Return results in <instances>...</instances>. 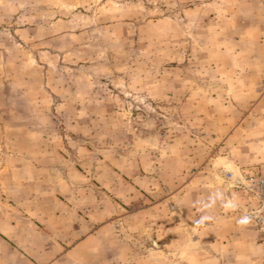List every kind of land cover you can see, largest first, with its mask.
Wrapping results in <instances>:
<instances>
[{
    "label": "rangeland",
    "instance_id": "1",
    "mask_svg": "<svg viewBox=\"0 0 264 264\" xmlns=\"http://www.w3.org/2000/svg\"><path fill=\"white\" fill-rule=\"evenodd\" d=\"M46 176L48 264H264V0H0V191Z\"/></svg>",
    "mask_w": 264,
    "mask_h": 264
},
{
    "label": "crops",
    "instance_id": "2",
    "mask_svg": "<svg viewBox=\"0 0 264 264\" xmlns=\"http://www.w3.org/2000/svg\"><path fill=\"white\" fill-rule=\"evenodd\" d=\"M39 179L28 177L20 193L11 182L0 191V264H48L64 255L61 185Z\"/></svg>",
    "mask_w": 264,
    "mask_h": 264
}]
</instances>
